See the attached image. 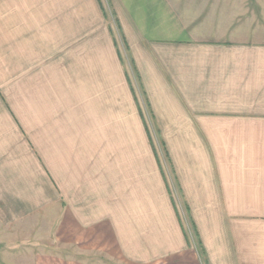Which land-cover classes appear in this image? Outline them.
<instances>
[{
  "label": "crops",
  "instance_id": "0c3cea01",
  "mask_svg": "<svg viewBox=\"0 0 264 264\" xmlns=\"http://www.w3.org/2000/svg\"><path fill=\"white\" fill-rule=\"evenodd\" d=\"M113 3L165 157L100 0L77 1L93 17L48 39L36 19L12 108L0 93V233L31 238L43 210L54 248L13 264H264V0ZM22 96L28 122L51 124L44 157Z\"/></svg>",
  "mask_w": 264,
  "mask_h": 264
},
{
  "label": "rangeland",
  "instance_id": "374dc122",
  "mask_svg": "<svg viewBox=\"0 0 264 264\" xmlns=\"http://www.w3.org/2000/svg\"><path fill=\"white\" fill-rule=\"evenodd\" d=\"M77 1L84 0H0V93L4 95L11 108L14 102V85L16 82L15 78H19V75H16V73H14L13 68H15V66H22L20 64L22 62V59H20L17 55L18 38L22 39L24 35L36 36V32L34 33V31H36V19L37 35H43L46 37H43L44 39H48V37H52L54 35L52 34V31L55 29L56 24H59V22L66 27H70L71 25H75L76 20L74 21V19L76 18V15L77 18L83 15L85 17L86 15H88L87 17H90L92 15L93 17V7L91 8L88 6V8H85V11L82 9L78 13L76 11ZM100 4L103 10L100 16V23L102 26L100 28L101 32L108 31L110 38H112V40L114 41L119 55V57L117 58L118 65H120L121 71L125 72L126 77L129 78V81L133 88L134 98L137 101L136 103L138 105L139 112L141 113V115L143 114L142 116H144L147 128L150 131L149 135L151 137L152 146L154 147L155 152H157V156H159L158 159L160 160V156H164L163 154L165 151L163 138L161 137V134L159 132L157 122L153 119L148 109L149 106L147 105L146 96L142 91L139 74L131 58L130 47L125 40L124 31L119 24L118 17L116 16V12L113 7V0H100ZM27 16L35 20L34 25H31L29 28L32 30L31 34L28 33L27 29L29 22L23 20ZM12 19L19 20H14L15 22L13 23ZM97 20L98 19H96V21ZM86 23H88V21H86ZM78 27H80V23H78ZM21 79H23L22 74ZM23 92L24 91L22 90L21 94ZM20 101V118L23 120L24 116L26 120V123H24L26 124V129L35 127L34 129L36 130V128L42 126L41 130L35 131L34 140L35 143L40 146L44 157L43 147H45L46 139L45 137H43V134L45 133L46 129L43 124L47 125L49 128L51 127V124L50 122L45 124V120L28 122L30 113L28 111V106L24 105L25 100L23 99V96L21 100H19V102ZM35 109L37 115L43 113L47 114L46 111H40L38 107ZM23 151H21L22 154H20V156H24ZM22 163L23 166H25V162L23 160ZM38 182L40 184L41 180H38ZM43 188V185L37 186L38 190ZM6 209V207H3V204L0 206V210L4 214L6 212ZM43 215V210L36 213V221L40 222V224L39 227L36 228L38 229L36 230V233L32 234L31 238L29 239L18 240L17 237L13 235V233H0L2 234L0 235L1 263H3V261H5V264H13L17 261L21 262L22 260H28V258H32L34 254L46 252V250L54 248L53 244H50V246L49 244H47L49 243L53 235H45V230L48 228V224L44 223L42 217ZM180 215L182 224L184 225L187 234L190 237H193V227L191 226L190 218L187 216V214H185L184 209L180 211Z\"/></svg>",
  "mask_w": 264,
  "mask_h": 264
}]
</instances>
